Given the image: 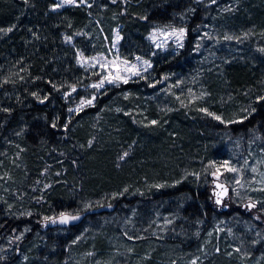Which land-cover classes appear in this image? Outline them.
I'll return each instance as SVG.
<instances>
[{"label":"trees","instance_id":"obj_1","mask_svg":"<svg viewBox=\"0 0 264 264\" xmlns=\"http://www.w3.org/2000/svg\"><path fill=\"white\" fill-rule=\"evenodd\" d=\"M55 4L0 0V264H264V198L210 190L235 147L264 149V0ZM154 25L183 44L155 49ZM116 28L149 68L70 110L94 76L79 55ZM59 213L80 217L41 225Z\"/></svg>","mask_w":264,"mask_h":264},{"label":"rangeland","instance_id":"obj_2","mask_svg":"<svg viewBox=\"0 0 264 264\" xmlns=\"http://www.w3.org/2000/svg\"><path fill=\"white\" fill-rule=\"evenodd\" d=\"M79 1L81 0H71V2L69 0H55L56 4L53 9H59ZM148 38L155 49H175L183 44L185 29L184 27L154 25L148 34ZM120 39L118 28H116L108 53H97L89 57L79 55L80 65L91 69L94 76L89 86L83 88L84 95L89 94V96L80 98L70 110L92 105L105 87L116 86L136 79L149 68V61L141 58H136L133 61L120 58L116 53ZM210 190L214 205L220 208L225 207L227 201H229L228 193L230 191L237 200L245 202H256L260 198H264V149L257 147L256 151H252L250 155L248 151H242L241 148L235 147L233 149V157L218 163L217 169L211 173ZM7 211L17 216L21 213V210L8 209ZM79 217L80 215L59 213L44 219L41 225L45 227L47 225L69 224L78 220ZM242 226L247 229L245 231L253 230V237H260L263 233L248 221H244ZM28 229L29 226L24 227V230L27 231ZM220 230L221 228L217 232L219 233ZM7 247L8 249H6ZM9 247H11L9 241L0 242V253L10 252ZM241 257L245 263L258 264V261H252V257L249 254Z\"/></svg>","mask_w":264,"mask_h":264},{"label":"snow or ice","instance_id":"obj_3","mask_svg":"<svg viewBox=\"0 0 264 264\" xmlns=\"http://www.w3.org/2000/svg\"><path fill=\"white\" fill-rule=\"evenodd\" d=\"M69 2H71V0H69Z\"/></svg>","mask_w":264,"mask_h":264}]
</instances>
